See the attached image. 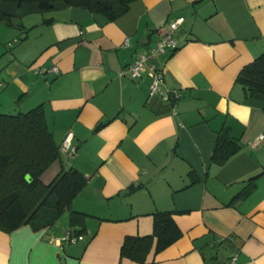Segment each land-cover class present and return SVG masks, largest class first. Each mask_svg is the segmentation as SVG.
Wrapping results in <instances>:
<instances>
[{"label": "crops", "instance_id": "0c3cea01", "mask_svg": "<svg viewBox=\"0 0 264 264\" xmlns=\"http://www.w3.org/2000/svg\"><path fill=\"white\" fill-rule=\"evenodd\" d=\"M174 19L176 48L154 62L181 93L172 105L148 98L147 72L125 70ZM262 53L264 0H136L113 22L59 8L0 26V113L42 105L56 145L71 132L77 148L42 182L70 168L87 180L71 206L84 225L64 212L37 231L0 230V264H264V102L235 82ZM52 66L58 76L37 73ZM223 128L240 150L218 165ZM158 211L174 212L181 237L145 263L121 259L124 238L150 235Z\"/></svg>", "mask_w": 264, "mask_h": 264}, {"label": "trees", "instance_id": "16d2710c", "mask_svg": "<svg viewBox=\"0 0 264 264\" xmlns=\"http://www.w3.org/2000/svg\"><path fill=\"white\" fill-rule=\"evenodd\" d=\"M136 0H0V26L17 27L29 14H42L59 8H83L110 22L125 15ZM246 100L264 102V53L244 66L235 80ZM240 150L228 128L216 142L212 162L224 164ZM49 131L44 108L39 105L15 115L0 113V230L11 233L25 225L40 230L53 225L64 212L70 227L82 226L87 215L72 210V202L85 187L86 178L76 169L61 170L49 183L41 180L53 163L61 158ZM30 175V181L25 179ZM135 188H130L129 192ZM174 212L152 214V233L126 236L120 258L145 263L152 250L157 254L182 235ZM83 230H79V235Z\"/></svg>", "mask_w": 264, "mask_h": 264}, {"label": "built area", "instance_id": "2783aa9c", "mask_svg": "<svg viewBox=\"0 0 264 264\" xmlns=\"http://www.w3.org/2000/svg\"><path fill=\"white\" fill-rule=\"evenodd\" d=\"M182 19H174L169 21L166 32L157 40L155 45L146 52H138L134 62L126 68V73L132 79L141 78L146 72L150 77V86L148 91V98H158L161 101L170 102L175 105L181 98V93L177 89L163 88L164 75L162 70L154 63L155 60L165 53L167 50H174L176 48V42L172 35L174 31L181 25ZM129 45V39H124L123 46ZM37 73L40 75H53L58 76L60 71L58 67L52 66L46 69H38ZM123 74V73H122ZM3 83L0 81V89ZM74 135L69 132L63 139L60 150L68 156H73L76 151V145L73 143ZM261 137L251 143V146H255ZM78 239H82L81 235H67L64 241L74 242ZM227 264H237V255H233L229 258Z\"/></svg>", "mask_w": 264, "mask_h": 264}, {"label": "water", "instance_id": "95a60500", "mask_svg": "<svg viewBox=\"0 0 264 264\" xmlns=\"http://www.w3.org/2000/svg\"><path fill=\"white\" fill-rule=\"evenodd\" d=\"M25 179H26L27 181H30V175H26V176H25Z\"/></svg>", "mask_w": 264, "mask_h": 264}]
</instances>
